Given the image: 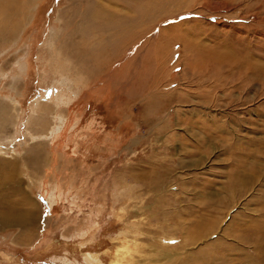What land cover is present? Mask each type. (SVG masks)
<instances>
[{
    "label": "rangeland",
    "instance_id": "rangeland-1",
    "mask_svg": "<svg viewBox=\"0 0 264 264\" xmlns=\"http://www.w3.org/2000/svg\"><path fill=\"white\" fill-rule=\"evenodd\" d=\"M3 29L0 264H264V0H0Z\"/></svg>",
    "mask_w": 264,
    "mask_h": 264
},
{
    "label": "bare ground",
    "instance_id": "bare-ground-1",
    "mask_svg": "<svg viewBox=\"0 0 264 264\" xmlns=\"http://www.w3.org/2000/svg\"><path fill=\"white\" fill-rule=\"evenodd\" d=\"M113 1V0H112ZM94 2V1H93ZM100 4H98V6H99ZM102 5V4H101ZM106 7L105 8H107V6H110L111 4L109 3V5H106V4H104ZM121 5V4H120ZM124 5V4H123ZM97 6V5H96ZM134 7V6H133ZM109 8V7H108ZM104 6H102V9L100 8V11L101 12H105V10L106 9H104ZM6 13V12H5ZM60 16V15H59ZM62 17V16H61ZM111 17H114V18H116L117 20H119V21H121V20H125V18H121L120 17V15L118 16V14L116 13V12H113V15H112V13H111ZM59 18V20H60V17H58ZM6 19V18H5ZM58 20V21H59ZM57 21V22H58ZM7 24V23H6ZM8 31V29H3L2 31H0L1 33H6ZM76 32H78V29L76 30ZM57 33H58V31H57ZM54 35V39H55V41L57 40V41H59V37L58 36H56L55 34L56 33H53ZM2 39V38H1ZM135 42L136 41H134L133 43L135 44ZM72 44L71 45H74V43L73 42H71ZM133 44V45H134ZM52 46V45H51ZM60 50V49H59ZM73 54V53H72ZM80 57V56H79ZM82 57V56H81ZM86 57V56H85ZM65 58V57H64ZM71 58H72V56H71ZM83 59V58H82ZM73 60L74 61H76L77 62V64L79 63V58L77 57V56H74L73 57ZM81 61V60H80ZM60 62V61H59ZM82 62V61H81ZM84 62V61H83ZM50 63H51V61H50ZM76 64V63H75ZM73 67V66H72ZM253 74V73H252ZM1 106L2 105H0V115L1 114H3V113H7V110L6 109H2L1 108ZM13 107H14V105H12ZM12 110H14V109H12ZM0 124H1V122H0ZM7 186V185H6ZM47 193V192H46ZM24 218V216H20L19 218H17L16 219V216L15 215H13V214H11V213H9L8 212V214H7V212H4V214H2V216L0 217V227H3L4 225H9V224H14L15 222H19V221H21V219H23ZM23 222H25V221H23ZM20 223H22V222H20ZM5 227V226H4ZM98 261V260H97ZM95 263V262H94ZM65 264V263H64ZM101 264V263H100ZM112 264H113V262H112Z\"/></svg>",
    "mask_w": 264,
    "mask_h": 264
}]
</instances>
